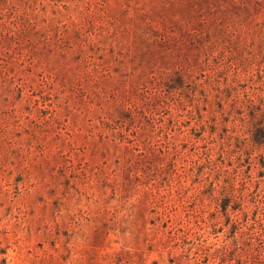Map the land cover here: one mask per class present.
I'll use <instances>...</instances> for the list:
<instances>
[{
  "label": "rangeland",
  "instance_id": "374dc122",
  "mask_svg": "<svg viewBox=\"0 0 264 264\" xmlns=\"http://www.w3.org/2000/svg\"><path fill=\"white\" fill-rule=\"evenodd\" d=\"M0 264H264V0H0Z\"/></svg>",
  "mask_w": 264,
  "mask_h": 264
}]
</instances>
